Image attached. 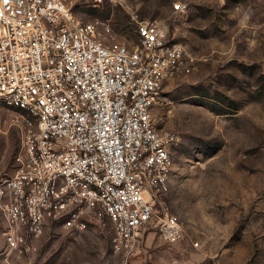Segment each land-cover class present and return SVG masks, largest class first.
<instances>
[{
    "label": "built area",
    "instance_id": "2783aa9c",
    "mask_svg": "<svg viewBox=\"0 0 264 264\" xmlns=\"http://www.w3.org/2000/svg\"><path fill=\"white\" fill-rule=\"evenodd\" d=\"M104 0H0V106L20 122L17 169L0 178L5 251H30L48 221L69 234L113 229L123 262L154 229L181 239L157 204L170 190L179 138L152 117L163 87L196 69L166 24L136 21L130 47L101 37L72 8ZM174 14L188 11L172 3Z\"/></svg>",
    "mask_w": 264,
    "mask_h": 264
},
{
    "label": "rangeland",
    "instance_id": "374dc122",
    "mask_svg": "<svg viewBox=\"0 0 264 264\" xmlns=\"http://www.w3.org/2000/svg\"><path fill=\"white\" fill-rule=\"evenodd\" d=\"M177 2L188 11L174 14ZM72 10L130 47L136 21L162 22L197 59L193 73L165 84L152 112L156 128L179 138L157 208L177 218L181 239L148 229L124 263L110 224L69 234L48 221L30 251L8 253L0 213V264H264V0H104ZM19 125L0 106V178L17 169Z\"/></svg>",
    "mask_w": 264,
    "mask_h": 264
}]
</instances>
